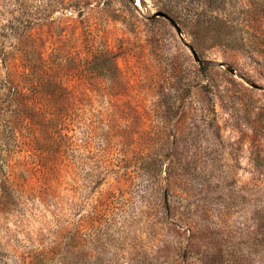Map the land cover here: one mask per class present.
<instances>
[{"label":"rangeland","instance_id":"1","mask_svg":"<svg viewBox=\"0 0 264 264\" xmlns=\"http://www.w3.org/2000/svg\"><path fill=\"white\" fill-rule=\"evenodd\" d=\"M0 264H264V0H0Z\"/></svg>","mask_w":264,"mask_h":264},{"label":"water","instance_id":"2","mask_svg":"<svg viewBox=\"0 0 264 264\" xmlns=\"http://www.w3.org/2000/svg\"><path fill=\"white\" fill-rule=\"evenodd\" d=\"M193 54H194V57L196 58L197 56H196V53L195 52H193Z\"/></svg>","mask_w":264,"mask_h":264}]
</instances>
